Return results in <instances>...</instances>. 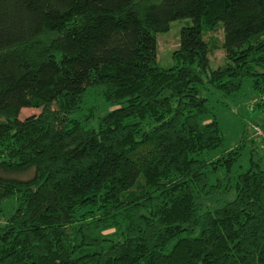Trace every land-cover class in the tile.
<instances>
[{"label":"trees","instance_id":"trees-1","mask_svg":"<svg viewBox=\"0 0 264 264\" xmlns=\"http://www.w3.org/2000/svg\"><path fill=\"white\" fill-rule=\"evenodd\" d=\"M246 77L262 96L264 0H0V264H264V135L222 148L204 94Z\"/></svg>","mask_w":264,"mask_h":264},{"label":"rangeland","instance_id":"rangeland-1","mask_svg":"<svg viewBox=\"0 0 264 264\" xmlns=\"http://www.w3.org/2000/svg\"><path fill=\"white\" fill-rule=\"evenodd\" d=\"M191 24L192 19L190 17L179 18L170 22L167 31L156 33V56L157 63L160 66L168 67L173 64L171 52L178 45L180 28ZM205 38L212 41L215 47L209 54V64L211 68H216L224 62V53L221 48L222 31L218 30L214 33L207 32ZM204 94L208 98V104L221 127L223 135L222 148L231 149L235 147L244 132L247 138L262 137L264 135V94L261 96L252 88L250 77L244 79L240 91L232 96H225L216 90H208ZM259 101L262 104L260 106L261 108L257 109L256 107L259 106L255 104ZM38 112V109L26 107L21 109L19 118L22 119L28 115L37 114ZM254 120L256 123L252 122ZM248 148L249 146L247 144L238 163L239 167H235L238 171L244 170L248 166ZM29 175L30 173H24L19 176L26 178ZM233 197L234 192H229L225 195L203 199V203L220 206L223 202L229 201Z\"/></svg>","mask_w":264,"mask_h":264}]
</instances>
